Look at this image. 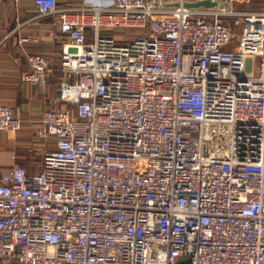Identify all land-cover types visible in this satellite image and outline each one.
Here are the masks:
<instances>
[{
    "label": "built area",
    "instance_id": "obj_1",
    "mask_svg": "<svg viewBox=\"0 0 264 264\" xmlns=\"http://www.w3.org/2000/svg\"><path fill=\"white\" fill-rule=\"evenodd\" d=\"M185 1L32 0L58 15L66 106L39 118L37 170L0 173V264H264V2Z\"/></svg>",
    "mask_w": 264,
    "mask_h": 264
},
{
    "label": "crops",
    "instance_id": "obj_2",
    "mask_svg": "<svg viewBox=\"0 0 264 264\" xmlns=\"http://www.w3.org/2000/svg\"><path fill=\"white\" fill-rule=\"evenodd\" d=\"M107 1L110 0H57V3L61 8L74 10L81 4ZM230 6L233 7L231 3ZM69 16L76 14L71 11ZM57 19V14L38 17L32 0H0V103L10 105L21 120V127L12 138L0 130V173L13 163L37 170L46 149L35 133L39 118L45 109L66 106L58 87L64 76L59 67L60 42L50 36V31L58 28ZM27 52H42L50 58L45 82L22 78L30 70Z\"/></svg>",
    "mask_w": 264,
    "mask_h": 264
},
{
    "label": "water",
    "instance_id": "obj_3",
    "mask_svg": "<svg viewBox=\"0 0 264 264\" xmlns=\"http://www.w3.org/2000/svg\"><path fill=\"white\" fill-rule=\"evenodd\" d=\"M167 6H175L178 4L177 1L162 3ZM185 6L196 8V7H229L230 2L228 0H188L184 2Z\"/></svg>",
    "mask_w": 264,
    "mask_h": 264
},
{
    "label": "rangeland",
    "instance_id": "obj_4",
    "mask_svg": "<svg viewBox=\"0 0 264 264\" xmlns=\"http://www.w3.org/2000/svg\"><path fill=\"white\" fill-rule=\"evenodd\" d=\"M233 7L229 6L231 9L236 11H250L258 8L263 0H228ZM226 21L232 23L234 17L229 16V18H224ZM236 31L239 29L236 27Z\"/></svg>",
    "mask_w": 264,
    "mask_h": 264
}]
</instances>
